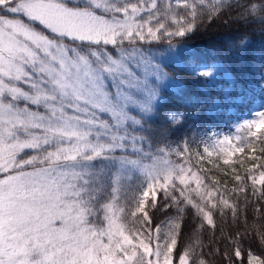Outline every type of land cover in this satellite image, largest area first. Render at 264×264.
<instances>
[{
  "label": "snow or ice",
  "instance_id": "1",
  "mask_svg": "<svg viewBox=\"0 0 264 264\" xmlns=\"http://www.w3.org/2000/svg\"><path fill=\"white\" fill-rule=\"evenodd\" d=\"M175 4L176 10L168 0L162 10L157 0H0V264H207L191 242L179 247L185 209L195 210L201 227H214L218 205L221 212L231 209L233 218L237 206L224 198L218 181L205 187L190 168L170 164L165 148L157 149L164 154L161 166L151 151L157 133L149 125L164 100L163 87L184 97L181 73L205 84L223 73L243 101L246 83L236 81L222 57L243 65L248 38L229 41L210 64L187 49L185 39L200 22L227 13L234 14L230 23L259 25L264 35V0ZM260 60L264 66V52ZM215 106L219 101L198 110ZM256 115L245 127L259 139L264 111ZM168 119L181 123L174 114ZM249 143V159H261ZM243 151L228 138L204 148L225 165ZM247 171L251 194L264 198V168ZM138 176L144 179L132 190ZM234 180L239 187L232 192L247 199L245 178ZM157 189L171 202L165 214L176 209L159 225L148 211L160 210ZM259 240L264 246V230ZM242 251L233 238L227 258H240ZM246 259L264 264L252 252Z\"/></svg>",
  "mask_w": 264,
  "mask_h": 264
},
{
  "label": "trees",
  "instance_id": "2",
  "mask_svg": "<svg viewBox=\"0 0 264 264\" xmlns=\"http://www.w3.org/2000/svg\"><path fill=\"white\" fill-rule=\"evenodd\" d=\"M167 2L158 1V6L163 10ZM172 7L176 10L175 0H172ZM232 19L234 14L227 13L221 19H206L200 22L199 30L185 39V47L201 54V59L210 64L226 51L229 41L246 36L250 51L243 65L230 56L222 57L236 81L243 80L246 83L247 93L243 101L236 99L237 84L225 78L223 73L215 74L209 84L201 82L191 74L181 73L187 84L184 97L176 96L171 89H162L164 100L159 104L157 114L149 125L150 129L157 133L151 142L152 152L157 153L158 148H165L173 163L189 167L196 172L201 176L205 187H212V182L218 181L216 187L225 193L224 198L237 206L238 215L233 218L231 209L224 208L221 212L222 206L218 205V209L213 210L214 227L206 222L201 227V219L195 215V210L190 207L185 209L184 220L187 226L183 230L179 247L191 242L195 247V256L205 259L207 264H247L248 252L264 258V246L259 240L260 232L264 230V198H260L259 191L256 196L251 194V181L247 180L249 168L254 165L264 168V153L260 152V149L264 148V132L257 134L259 139L252 137L245 127L249 121H246L244 116L250 113L256 102L264 101V66L260 60L264 52V35L261 34L259 25L245 27L230 23ZM162 47L166 48L167 45ZM182 59L185 63H190L192 58L185 55ZM214 101H219V106L212 107L210 111L207 108L198 110L200 104L212 105ZM173 114L181 118V123L174 124L168 119ZM162 130H166L164 137L158 135ZM225 138L231 140L233 149H244L243 152L232 155L228 165L223 163L222 156L214 153L209 157L204 153L205 147L211 148L217 140ZM249 142L255 145V155L261 159H249L253 155L249 151ZM185 147L188 148L187 152L183 151ZM177 152L182 155H176ZM258 171L259 169L257 175ZM235 175L245 178L242 183H246L248 187L247 199L244 193L232 192L233 188L239 187L234 180ZM142 181L143 179L136 178L132 190L138 189ZM256 188L259 190L260 185ZM163 197L164 193L157 189V208L160 210L148 209L156 225L167 221L176 213L175 207H171L167 215L165 214V208H168L171 202ZM193 199L197 197L193 195ZM216 200H219V196ZM121 203L124 201L121 200ZM233 238L240 240L243 251L240 258L232 256L229 260L227 257Z\"/></svg>",
  "mask_w": 264,
  "mask_h": 264
},
{
  "label": "rangeland",
  "instance_id": "3",
  "mask_svg": "<svg viewBox=\"0 0 264 264\" xmlns=\"http://www.w3.org/2000/svg\"><path fill=\"white\" fill-rule=\"evenodd\" d=\"M158 1H168V0H157V3ZM26 20V18H24ZM165 59V62H168V58L165 56L164 57ZM167 83V82H166ZM162 89H170L168 87H163ZM161 89V91H162ZM161 103V102H160ZM262 105H264V101H258L254 104V106L252 107L251 111L249 114H246L244 115L245 116V120L246 121H251V120H256L258 119V116L256 115L257 112L259 111H264V107H262ZM159 106V105H158ZM147 148V147H146ZM154 153V152H153ZM157 154V156L159 157V163L161 166H163V160H164V154L163 153H155ZM167 160L170 162V164L172 165H179V164H175L173 163L169 158L168 156L166 157ZM182 166V165H181ZM185 167V166H184ZM186 169L189 168V167H185ZM193 172V171H192ZM138 178H141V179H144L142 176H138ZM178 181H176L177 183ZM190 187L194 188L195 187V183L191 184Z\"/></svg>",
  "mask_w": 264,
  "mask_h": 264
}]
</instances>
